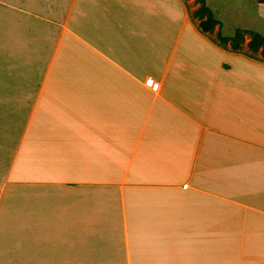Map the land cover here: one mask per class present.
Returning a JSON list of instances; mask_svg holds the SVG:
<instances>
[{"label": "crops", "instance_id": "0c3cea01", "mask_svg": "<svg viewBox=\"0 0 264 264\" xmlns=\"http://www.w3.org/2000/svg\"><path fill=\"white\" fill-rule=\"evenodd\" d=\"M198 23L0 0V264H264V61Z\"/></svg>", "mask_w": 264, "mask_h": 264}, {"label": "trees", "instance_id": "16d2710c", "mask_svg": "<svg viewBox=\"0 0 264 264\" xmlns=\"http://www.w3.org/2000/svg\"><path fill=\"white\" fill-rule=\"evenodd\" d=\"M196 1L199 6L191 12V16L198 20V27L203 33H214L218 28L215 34V42L219 46L264 61V35L247 29H236L234 35L225 36L221 31L222 22L216 18L206 0ZM256 1L259 4H264V0ZM245 46L247 50H244Z\"/></svg>", "mask_w": 264, "mask_h": 264}, {"label": "rangeland", "instance_id": "374dc122", "mask_svg": "<svg viewBox=\"0 0 264 264\" xmlns=\"http://www.w3.org/2000/svg\"><path fill=\"white\" fill-rule=\"evenodd\" d=\"M183 2L191 12L198 3L196 0H183ZM207 2L216 11L214 14L218 20L222 22L223 35L232 36L236 29L257 31L264 35V6L262 9L256 0H207ZM244 50H247L246 46Z\"/></svg>", "mask_w": 264, "mask_h": 264}]
</instances>
